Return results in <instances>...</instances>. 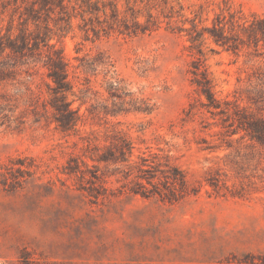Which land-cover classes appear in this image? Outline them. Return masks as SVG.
Listing matches in <instances>:
<instances>
[{"label":"rangeland","instance_id":"374dc122","mask_svg":"<svg viewBox=\"0 0 264 264\" xmlns=\"http://www.w3.org/2000/svg\"><path fill=\"white\" fill-rule=\"evenodd\" d=\"M95 2L0 0V264H264V0Z\"/></svg>","mask_w":264,"mask_h":264},{"label":"trees","instance_id":"16d2710c","mask_svg":"<svg viewBox=\"0 0 264 264\" xmlns=\"http://www.w3.org/2000/svg\"><path fill=\"white\" fill-rule=\"evenodd\" d=\"M43 3L47 2L48 0H41ZM58 1V0H57ZM92 1V0H88ZM100 0H96V4L98 5ZM93 4L95 6V10L97 12H104L105 7L103 10L98 9V6ZM116 9V7H115ZM111 12L114 11V7H111ZM235 19L230 17L229 23L233 24L235 23ZM216 25L213 26L212 30L210 31V36L214 43L218 46H221L222 48L226 49L227 51L231 50H236V47L234 44L228 43V39L224 35L223 31L221 30V27ZM242 33L246 37L248 43L247 45L252 44H257L258 42H261L264 44V20L261 21H256L254 23H244L242 26ZM37 43V42H36ZM21 44L23 46H27L28 40L23 36L21 37ZM5 47L3 46V43L0 42V53L3 52ZM12 50L16 51L17 49L12 47ZM17 52V51H16ZM50 79L55 85V89L60 92L64 93L67 92L69 87H68V82H67V71L65 69V65L61 61H57L55 65H50V74H49ZM62 128H65V123L63 121H59ZM256 135H254V138L260 142L264 143V128L262 130L257 129Z\"/></svg>","mask_w":264,"mask_h":264}]
</instances>
